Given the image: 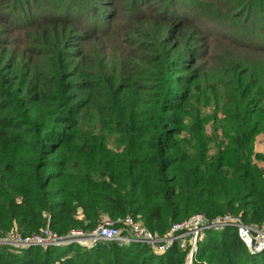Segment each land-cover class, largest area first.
Listing matches in <instances>:
<instances>
[{"label": "trees", "instance_id": "trees-1", "mask_svg": "<svg viewBox=\"0 0 264 264\" xmlns=\"http://www.w3.org/2000/svg\"><path fill=\"white\" fill-rule=\"evenodd\" d=\"M73 1L0 0V235L36 233L47 220L59 235L90 232L104 217L130 215L161 236L193 213H232L264 227V176L254 162L264 159L254 150L264 131V74L257 78L255 61H241L238 73L232 67L231 81L226 62L197 73L200 53L189 45L210 29L188 16L193 8L183 0H122L132 11L123 22L118 0H86L76 15ZM209 1L228 17L226 32L239 18L255 28L245 38L225 33L229 40L264 51V0ZM122 31L137 36L126 40ZM199 79L225 121L228 141H217L214 155L192 106ZM184 257L176 243L162 254L107 240L0 249V264H183ZM197 259L264 264V251L250 253L225 227L198 242Z\"/></svg>", "mask_w": 264, "mask_h": 264}, {"label": "rangeland", "instance_id": "rangeland-1", "mask_svg": "<svg viewBox=\"0 0 264 264\" xmlns=\"http://www.w3.org/2000/svg\"><path fill=\"white\" fill-rule=\"evenodd\" d=\"M85 1L86 0H76V1L74 0L71 4L68 5L69 8L73 9L72 15H76V12L78 13L80 10L84 8ZM96 1H101V0H96ZM103 1H108V0H103ZM183 1L187 8L190 7L193 8L192 13L188 14V16H191L194 19H196L198 21L199 26L202 29H210L209 32L201 31L200 34H196L197 35V37L195 36L196 40L194 42L191 41V44L189 45L198 53H200V59L197 61L198 63L197 73H200L201 75H207V73L210 70L215 69L217 65L226 62L224 65L226 69L222 70L223 73H225L224 81H231L233 79V77L230 74L231 68L235 67L236 73H238L239 68L237 67V65L241 61L244 62L245 64L248 59H253L255 61L254 68L257 74V78H261V76L264 74V51H261V49L257 47H255V49H251L247 44L241 43L236 39L229 40L231 35H225V33H230L237 37L245 38L247 35L250 34L254 35L255 28L253 26L249 24H245L241 18L232 21L229 20L230 22L228 24L229 32H226V30L224 29L226 27L228 17L225 16L224 14H220V12H217L218 6L214 1H209V0H183ZM117 3H118L117 4L118 10L116 15L119 16L120 19H122L120 21L123 22L125 16L130 14L132 11L128 9L129 7L126 4V1L118 0ZM211 4L213 5L208 8V6ZM38 5L42 6V4H38ZM64 5L66 4H61V5L56 4L55 6L57 8L62 9ZM110 9H112V7H110ZM207 9L210 11H208ZM149 11L150 10H146L145 12H149ZM106 16H109V13H107ZM219 23H222L223 25H219ZM16 33H17L15 37L16 45L21 46L22 40L24 41L26 39L29 32L24 29L23 32H16ZM120 34L126 40L128 38H134L137 36V34L129 31L126 32L122 31ZM108 36L111 37V40H114L116 37L113 31H111L108 34ZM6 37H8V33L6 34ZM203 37H206L207 39L203 43L197 44L196 43L197 39ZM107 44L108 46H110V42H107ZM113 46H114L113 56L119 57L121 53L119 52V47L116 45ZM201 81L202 82L200 84V90L196 94L197 95L196 99L198 102L196 103L194 102L192 106L199 111V116L202 119V121L205 123L204 134L212 139L209 143V153L211 155H214L217 149L216 148L217 145H221L219 142L227 143L228 141V139L225 138V135L223 134V125L225 121H224V116L221 113L220 106L215 107L214 105V100L212 98L213 94H210L211 89L208 87L209 85L208 82L204 80ZM217 81L218 79L214 80V82ZM223 89H225V86H220L219 94L222 93ZM216 109L218 110L217 113H216ZM213 127H217L215 132L213 131ZM186 135L188 134L182 133V136H186ZM110 144L112 146V143ZM260 149L264 150V131L259 132L254 140V150L258 154H264V151ZM254 162H256V164L258 165L260 164V167L263 168L262 166H264V159L256 158ZM11 231L20 232L17 229H13ZM52 231L54 230L52 229ZM71 231L66 234H61V235L57 234V235L60 237H66L68 234L71 233ZM73 231H77V230H73ZM82 232L85 234L89 233V231H82ZM14 251H18V250H14ZM194 264H210V263H208L206 260L197 259V261H195Z\"/></svg>", "mask_w": 264, "mask_h": 264}, {"label": "built area", "instance_id": "built-area-1", "mask_svg": "<svg viewBox=\"0 0 264 264\" xmlns=\"http://www.w3.org/2000/svg\"><path fill=\"white\" fill-rule=\"evenodd\" d=\"M264 176V166H262ZM225 227L235 228L238 237L250 253L264 251V227L257 223H246L240 215L224 213L214 218L204 213H194L189 217L173 222L165 234L159 236L142 224L141 221L128 215L112 220L104 217L97 226L85 234L82 231H71L66 237H60L46 224L36 233L22 234L10 231L0 235V249L20 250L30 246H58L71 242L92 246L97 241H116L124 245L141 243L148 245L154 252L162 254L174 243L185 251L183 264H194L197 244L208 231H220Z\"/></svg>", "mask_w": 264, "mask_h": 264}, {"label": "crops", "instance_id": "crops-1", "mask_svg": "<svg viewBox=\"0 0 264 264\" xmlns=\"http://www.w3.org/2000/svg\"><path fill=\"white\" fill-rule=\"evenodd\" d=\"M260 150L264 151L263 149H260ZM262 151H261V152H262ZM259 152H260V151H259ZM259 166H260V164H259Z\"/></svg>", "mask_w": 264, "mask_h": 264}]
</instances>
